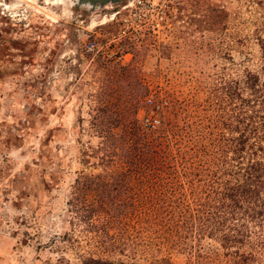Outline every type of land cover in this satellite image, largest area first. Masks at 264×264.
Returning a JSON list of instances; mask_svg holds the SVG:
<instances>
[{
    "label": "rangeland",
    "instance_id": "374dc122",
    "mask_svg": "<svg viewBox=\"0 0 264 264\" xmlns=\"http://www.w3.org/2000/svg\"><path fill=\"white\" fill-rule=\"evenodd\" d=\"M128 19L114 4L0 0V264H78L77 255L90 249L61 240L78 236L67 205L71 187L100 172L99 123L135 102L139 82L147 95L135 126L149 149L137 152L138 168L126 172L130 218L161 216L152 202L179 193L196 213L231 180L234 163H221L217 143L236 135L233 91L252 100L243 89L247 73L264 95V0H165L160 27ZM120 48L125 57L104 59ZM112 67L130 71L112 77ZM145 117L157 118L158 127L144 130ZM125 170L116 163L106 171ZM197 223L195 217L191 226ZM249 230L243 246H220L197 229L168 246L145 231L111 264H264V220Z\"/></svg>",
    "mask_w": 264,
    "mask_h": 264
},
{
    "label": "trees",
    "instance_id": "16d2710c",
    "mask_svg": "<svg viewBox=\"0 0 264 264\" xmlns=\"http://www.w3.org/2000/svg\"><path fill=\"white\" fill-rule=\"evenodd\" d=\"M258 46L264 59V39L258 41ZM112 69V77L116 73L125 75L130 71L120 67ZM243 85L252 100L241 99L237 88L233 91L239 102L233 127L236 135L217 143L221 163L226 166L234 163L232 171L227 174L231 180L220 185L211 198L213 201L207 197L206 202H201L202 208H197L196 213L190 212V204L179 193L171 199L162 198L152 202L155 209L159 207L165 211L161 216L146 214L143 218H130L133 204L128 196V183L132 178L128 174L138 168L135 167L139 157L137 152L149 149L145 133L135 126L136 111L141 99L147 95V89L141 82L138 83L133 104L123 103L119 111L117 108L114 110L112 118L99 123L104 129L99 136L102 142L96 148L95 156L100 172L83 174L74 179L67 205L72 226L75 222L74 226L79 228L76 232L78 236L72 237L73 233H66L61 237L62 241H70L77 246H90L89 250L77 255L78 264H111L116 256L125 253V246L139 243L145 231H154L158 243L168 246H178L193 229L214 236L220 246H243L251 235L249 228L262 226L264 95L259 96L263 89L259 88L258 78L254 74L247 73ZM258 97H261L260 102ZM140 124L142 126L141 121ZM113 128H120L118 134L110 133ZM227 153L231 156L226 157ZM116 163L122 166L126 164L128 170L119 174L106 171ZM207 206H210V210ZM195 217L198 223L191 226ZM62 259H59L60 262ZM157 263L166 264V260L159 259Z\"/></svg>",
    "mask_w": 264,
    "mask_h": 264
},
{
    "label": "built area",
    "instance_id": "2783aa9c",
    "mask_svg": "<svg viewBox=\"0 0 264 264\" xmlns=\"http://www.w3.org/2000/svg\"><path fill=\"white\" fill-rule=\"evenodd\" d=\"M123 9H127L129 15L132 17L131 20H127L128 24L139 26L146 25L153 28L160 27L164 21V9H165V0H132L130 3L125 5ZM131 27V26H130ZM96 45L92 43L90 49ZM127 54L123 52V49L120 48L117 56H108L104 55V59L109 61H117L122 59ZM142 126L148 130H154L158 127L159 121L155 117H145L141 119Z\"/></svg>",
    "mask_w": 264,
    "mask_h": 264
},
{
    "label": "flooded vegetation",
    "instance_id": "af4514ba",
    "mask_svg": "<svg viewBox=\"0 0 264 264\" xmlns=\"http://www.w3.org/2000/svg\"><path fill=\"white\" fill-rule=\"evenodd\" d=\"M132 0H114L111 2V4L114 5H118L119 7L123 8L125 5H127L128 3H130ZM76 5H84L82 4V2H80V0H74ZM105 5L103 4H98V3H93L90 5H87V7L89 8H104Z\"/></svg>",
    "mask_w": 264,
    "mask_h": 264
},
{
    "label": "water",
    "instance_id": "95a60500",
    "mask_svg": "<svg viewBox=\"0 0 264 264\" xmlns=\"http://www.w3.org/2000/svg\"><path fill=\"white\" fill-rule=\"evenodd\" d=\"M114 0H80V2H82V4H84L85 6L93 4V3H98V4H103V5H107V4H111V2ZM88 3V4H86Z\"/></svg>",
    "mask_w": 264,
    "mask_h": 264
}]
</instances>
